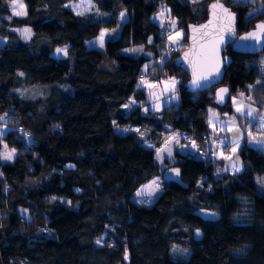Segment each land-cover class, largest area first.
<instances>
[{
    "label": "trees",
    "instance_id": "obj_1",
    "mask_svg": "<svg viewBox=\"0 0 264 264\" xmlns=\"http://www.w3.org/2000/svg\"><path fill=\"white\" fill-rule=\"evenodd\" d=\"M23 1L27 15L14 17L10 0H0V38L7 41L0 46V116L10 128L0 148L5 143L19 152L13 163L0 161V264H126V254L129 264H264V195L257 187L263 150L244 144L238 175H218L215 162L177 152L179 178L165 180L151 206L134 201L161 175L156 152L169 128L204 140L208 108L233 113L231 97L220 108L214 89L188 91L189 76L177 64L187 48L180 43L171 50L154 17L168 8L188 42L187 26L204 22L215 2L238 13L239 34L264 22V7L249 16L256 1L91 0L103 17L98 20L67 7L79 0ZM24 27L32 31L30 42L12 31ZM102 29H116L104 54L88 47ZM60 47H67L66 59L54 56ZM136 47L154 57L170 52L158 80L175 77L180 101L158 115L144 110L147 92L139 86L149 59L123 52ZM224 57L230 65L223 84L231 96L245 92L264 108V51L253 56L229 47ZM36 85L49 87L45 98L28 101L18 94ZM253 86L263 88L262 98L252 97ZM131 100L138 105L127 111ZM128 126L139 131L116 132ZM202 209L221 218L203 221L196 215Z\"/></svg>",
    "mask_w": 264,
    "mask_h": 264
},
{
    "label": "rangeland",
    "instance_id": "obj_2",
    "mask_svg": "<svg viewBox=\"0 0 264 264\" xmlns=\"http://www.w3.org/2000/svg\"><path fill=\"white\" fill-rule=\"evenodd\" d=\"M202 1L203 0H189L190 3H200ZM237 1L238 2L256 1V4L253 6V10L250 12L251 14H256L257 12H259L264 7V0H237ZM22 2L25 5V9H26V4L24 3L23 0H22ZM76 5H79L80 7L75 8L74 6H76ZM67 7L75 13L83 12L84 14L81 16H92L93 18L98 19V20L103 18L91 0L72 1V2L68 3ZM251 7H252V5H251ZM10 12H11V16H12L11 7H10ZM250 13H249V16H250ZM25 16H14V17H25ZM154 19L158 22V24H160V26L163 29L166 30V32L168 34L167 39L169 36H175L177 31L184 33L183 30L179 29L178 21L171 17L170 10L166 7H164L163 10L161 11V13L156 15L154 17ZM162 21H163V24L161 23ZM173 22H174V27H173ZM25 28H27V27L15 28V29H12V31L15 32L16 34H18L19 37L24 42H30L31 39L33 38L32 31H31L30 38H25V35L23 34V31H22ZM102 31L105 32L103 47H100L99 39H98L99 36L96 39L90 41L88 43V47L89 48H95L104 54L106 42L108 39H110L111 37H113L115 35L116 29H102ZM182 39H183V37H178L176 43H173L171 40L168 39L167 46L171 47L173 45V46L177 47L181 43L182 46L184 47V49L188 48L187 40L185 41ZM6 43H7V41L5 39L0 38V46H4V45H6ZM65 48L67 49V47H60V49H65ZM132 49H142V50L137 51V52H133V51H131V49H126L123 52L125 54L131 55L134 57L144 56V57L149 59V63L146 64L147 70H145L146 65L143 68V71L148 73V76L144 80L140 81L139 86H140V88L144 89L147 92L148 104L144 110L146 112L153 111L156 115H158L164 107L170 106L171 104H175V103H178L180 101V96L178 93V89H179L178 80L175 77L166 78V76L165 77L163 76L162 80H160V81L158 80L159 68H161L164 65L163 61H165V59L167 60L170 57L169 56L170 55L169 49L166 51V53L163 52L162 54H160L159 57H154L153 54H150L143 47H136V48H132ZM54 56L57 59H66L68 56V53L65 55L63 53L58 54L57 52H55ZM261 61H262L261 62L262 65H264V57L261 58ZM109 65H110V63H109ZM172 79L177 81V83L175 85L176 90L174 93L169 91V90H166V84H165L166 81H170ZM149 84L155 85V87H148L147 85H149ZM260 84L263 85V82ZM170 87H171L170 85L167 86V88H170ZM262 89H261V86H258V87L253 86V87L249 88V91L252 93V97L259 95V97L262 98L263 97L262 96L263 95ZM48 91H49L48 86L36 85V86H29V87L19 89L18 94L25 100L35 101V100L40 99V98H45L48 94ZM240 93H241V91L237 92L231 96L230 104H231V107L233 109L232 114L222 113L218 109L213 108V107L208 108V110H207V122L209 125V132H208V135L205 136L206 138L204 140L199 139L195 135L193 136V135H189L187 133L182 134L179 132L174 133V131L171 130V128L168 129V132H167L166 137L164 139L163 145L157 150V151H159L160 149H164V152L161 153V155L164 156L163 162H161L159 159H157V152H156V161L160 167L161 175L158 178L154 179L153 181H157V183L159 184V190L156 191L154 196L149 197L146 194V190H147L146 186L150 185L152 182H150L147 185H145L144 187L140 188L139 191L144 190V192L142 193L141 196L135 195V197H134V201L138 205L149 207L160 196V194L162 192L163 185H164V181H165V173L167 171L173 169V168H176L175 165L177 162L175 159V154L177 152H183V153H189L190 152V153L195 154L197 159H199L203 156V157H206L207 160H211V161L215 162V164H217V166H218V175H221L223 172L229 173L231 175H238L243 170V164L239 158V151L244 144H248L250 147H252L254 149L264 151V148H262L260 145H256V144L250 142V138L248 136V133H247V131H245V129L249 128V121L246 118H240L239 117V113L236 112V105L232 103V98L234 97L238 102L242 101L244 106H245V110H247V107L250 105L252 108H255L258 113L264 114V108L261 109L260 106L256 105V103L253 100L248 99L249 96L245 92H243L244 93L243 97L240 96ZM173 96H175V99L172 98ZM157 105L159 106L158 108H157ZM133 106H136V104H135V102L133 103V100H131L129 102V104H127V107H125V108L128 111ZM213 113L216 114L215 117L212 115ZM232 117H237L236 127L240 128V132L243 134V138L240 141V146L235 153L231 152L230 146L227 148V150H225L224 147L222 145H220V143H219V141H221V140L230 141L232 138H234L236 135L239 134L235 131V129H233L232 131L228 130L229 121H230V118H232ZM210 119L212 120V125L209 124ZM222 128H223V130H222ZM125 129H130V130L124 131ZM9 130H10V128H9V126H7L4 123V120H0V138L3 135H5ZM133 131L134 130L129 126L125 127V128H118V127L116 128V132L123 134V135L131 133ZM251 135L253 137H256L257 139H264V131H257L255 127L251 128ZM173 137H175V139H172ZM190 138H194L196 141L195 149H190L187 146ZM5 145H6L5 143H2V147L0 148V153H3L5 150H7L9 152H11L13 150V149L9 148L8 146H7V149H5ZM144 145H145V147H149V145L154 147L153 144L149 143V142H146ZM168 149H171V152H172L171 157H169L167 155ZM227 151L232 153L230 155L231 159L225 158V157H229L227 155ZM221 152H223V155H221ZM18 155H19V152L17 150H15V155H14L12 160L0 159V161L3 164L13 163L16 160V158L18 157ZM234 163L237 164V166H239L240 171H238V172L235 171V169L232 167V165ZM0 176H2L1 173H0ZM257 187H258V192L260 194L264 195V177H258L257 178ZM28 217H29L28 219H31L30 216H28ZM125 262H126V264H129V255L128 254H126Z\"/></svg>",
    "mask_w": 264,
    "mask_h": 264
},
{
    "label": "snow or ice",
    "instance_id": "obj_3",
    "mask_svg": "<svg viewBox=\"0 0 264 264\" xmlns=\"http://www.w3.org/2000/svg\"><path fill=\"white\" fill-rule=\"evenodd\" d=\"M7 2V0H6ZM9 6L12 9V16H25L27 15L25 5L23 4L22 0H10ZM75 8H79V5L74 6ZM213 10L220 8L222 9L224 16L221 17L222 20L227 21V25H221L218 28L215 29L214 32L210 31H205L206 29L209 28V25L213 23V21L209 22V25H202L200 28H195L192 27L191 31L193 33L192 35V40H193V48L189 53H185V59H188L189 57H192V59L189 61L190 66L192 68V84L195 87H200L201 82H210L213 78L219 79L222 75L220 71V64L222 63L221 61L218 60L217 58V53L219 51V46L224 44L226 42V37H225V32L230 33L232 35L235 34V15L230 13L227 8L223 6V4L219 3H214L212 5ZM77 14L83 15V12H78ZM121 18L124 17V13L122 12ZM216 13L215 11L213 12V16L215 17ZM250 15H252L250 13ZM11 19V17H9ZM163 24V21L161 22ZM173 27H174V22H173ZM23 34L25 35V38H30L31 36V29L25 28L22 30ZM185 35L184 33H181L179 31L176 32L175 36H169L168 39L171 40L173 43L177 42L178 37H182ZM104 36L105 32L101 31L99 35V44L100 47H103L104 45ZM198 36L199 40L202 41L199 46V50L196 47V44L198 42ZM241 40H252L255 41L256 43H261L264 41V23L257 24L255 26V30L248 33L246 36L240 37ZM142 49H131L133 52L141 51ZM56 52L58 54L63 53L67 54V49H56ZM145 70H147V65L145 66ZM177 81L172 79L170 81H166V90H169L171 92H175V85ZM259 83V82H258ZM170 85V88H167V86ZM148 87H155V85L149 84L147 85ZM229 93V89L227 88H221L219 92L217 93V96L219 97V102H223L225 95ZM240 96L243 97L244 93L241 92ZM175 99V96L172 97ZM248 99H251V97H248ZM134 103V101H133ZM232 103L236 105V112L239 113L240 118H246L249 121V128L245 129L247 131L248 136L250 138V142L260 145L262 148H264V139H257L256 137H253L251 135V128L255 127L257 131H264V114L258 113L255 108H252L250 105L247 107V110H245V106L242 101H237L234 97L232 98ZM127 107V105H125ZM159 106L157 105V108ZM214 117L216 116L215 113L212 114ZM4 116H0V120H4ZM236 120L237 117H232L230 118L229 121V126L228 130L232 131L235 129L238 135H236L234 138H232L230 141L228 140H221L219 141L220 145L224 147L225 150L230 146L231 147V152L235 153L237 149L240 146V141L243 138V134L240 132V128L236 127ZM209 124L212 125V120H209ZM130 129H125L124 131H129ZM223 130V128H222ZM136 131H139L138 129ZM27 135V133H25ZM172 139H175L173 137ZM193 146L194 142H193ZM5 149H7V145H5ZM164 152V149H160L157 151V159H159L161 162L164 160V156L161 155V153ZM15 155V150L13 149L11 152L5 150L3 153H0V159L3 160H12ZM167 155L171 157L172 152L171 149H168ZM221 155H223V152H221ZM226 159H231V157H225ZM238 159V158H237ZM69 167H72V165H69ZM232 167L235 169V171H240L239 166L237 164H233ZM176 175H179V169H173ZM146 194L151 197L154 196L156 191L159 190V184L157 181H152V183L148 186H146ZM144 190L138 191L136 193L137 196H141ZM52 199H55L53 197ZM208 215L214 216L215 213H208ZM197 236L200 235L199 231L196 233ZM103 241V238L98 239L96 241L97 244H101ZM173 251H184L186 250H181L177 248H173Z\"/></svg>",
    "mask_w": 264,
    "mask_h": 264
},
{
    "label": "water",
    "instance_id": "obj_4",
    "mask_svg": "<svg viewBox=\"0 0 264 264\" xmlns=\"http://www.w3.org/2000/svg\"><path fill=\"white\" fill-rule=\"evenodd\" d=\"M215 3L223 4V6L225 8H227L229 10V12L234 14L236 17L235 24H234L235 34L232 35L230 33L225 32L226 42L219 46V51L217 53L218 60L222 62L220 64V71L222 73L221 77L219 79L213 78L210 82H203L202 81L200 87H195L192 84V80H193L192 68H191L190 63H189V61L192 59V57L185 59V53H189L191 51V49L193 48V40H192L193 33L191 31L192 27L200 28L202 25H209V22L213 21V23L211 25H209V28L206 29L205 31L214 32L215 29L218 28L219 26H221L222 24L227 25V21L221 19V17L224 16L222 9L217 8V9L213 10L212 5L214 3L210 5L209 10H208L207 19L204 22H202L200 24L191 23L187 26L188 48L185 49L180 54V56L177 58V64L189 76L187 88H188V91L190 93L196 94V93H202V92H206V91H209L211 89H214V94H215L214 104L220 108H223L228 104L229 99H230L231 94H232L230 87L223 84L225 81V68L230 65V59L225 58L224 54L227 52L228 48L231 47L232 50L237 52V53H241V54H245V55H253V56L259 55L260 53H262L264 51V41H262L261 43L258 44L252 40H241L240 37L248 35V33L254 31L255 28L249 32L239 34L238 13L232 11L229 7H227L222 2H215ZM214 11L216 13L215 17L213 16ZM261 23H264V22H261ZM200 43H202V41L199 40V36H198V42L196 44V47L198 50H199ZM221 88L229 89V93L225 95L223 102H219V97L217 96V93L219 92V90ZM173 169H177V168H173ZM173 169H171L165 173V180L168 182L175 181L179 178V175H176L175 172L173 171ZM208 213H215V215L214 216L208 215ZM196 215L200 219H202L203 221H207V222H215L221 218L219 213L209 211L206 209H202V210L197 211ZM198 231L200 233L199 236L196 235L197 231L195 232V240H197V241H199L203 238V232L200 230H198Z\"/></svg>",
    "mask_w": 264,
    "mask_h": 264
},
{
    "label": "built area",
    "instance_id": "obj_5",
    "mask_svg": "<svg viewBox=\"0 0 264 264\" xmlns=\"http://www.w3.org/2000/svg\"><path fill=\"white\" fill-rule=\"evenodd\" d=\"M166 33V32H165ZM170 49L171 50H176L177 48L176 47H173V46H171L170 47ZM146 77L142 74L141 76H140V80L142 81V80H144ZM6 118H8V120H11L12 118H13V116L11 115V114H7L6 115ZM18 130H19V132L21 133V135L23 136V138L27 141V142H33L34 141V137H33V135L29 132V131H27L24 127H22V126H20L19 128H18ZM25 133H27V135H25ZM193 142H194V145L196 146V141H195V139L194 138H190L189 139V141H188V147L190 148V149H195V146H193ZM232 153H230L229 151H227V155L228 156H230ZM203 160H207L206 159V157H201ZM200 158V159H201Z\"/></svg>",
    "mask_w": 264,
    "mask_h": 264
},
{
    "label": "crops",
    "instance_id": "obj_6",
    "mask_svg": "<svg viewBox=\"0 0 264 264\" xmlns=\"http://www.w3.org/2000/svg\"><path fill=\"white\" fill-rule=\"evenodd\" d=\"M154 21H156L155 19H154ZM157 22V21H156ZM158 23V22H157ZM185 34V33H184ZM184 36V35H183ZM182 36V37H183ZM135 102V101H134ZM135 104H136V106L138 105L136 102H135ZM130 127V126H129ZM134 131H136L137 130V128H134V127H131ZM176 132H179V133H182V134H186L185 132H181V131H174V133H176ZM147 148H153L152 146H150L149 145V147H147Z\"/></svg>",
    "mask_w": 264,
    "mask_h": 264
}]
</instances>
